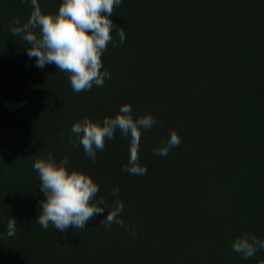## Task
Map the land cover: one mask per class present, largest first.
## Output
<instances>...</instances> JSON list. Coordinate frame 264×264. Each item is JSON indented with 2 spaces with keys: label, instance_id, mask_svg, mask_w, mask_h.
Returning a JSON list of instances; mask_svg holds the SVG:
<instances>
[{
  "label": "trees",
  "instance_id": "trees-1",
  "mask_svg": "<svg viewBox=\"0 0 264 264\" xmlns=\"http://www.w3.org/2000/svg\"><path fill=\"white\" fill-rule=\"evenodd\" d=\"M31 11V0H0V264H264V249L245 260L231 247L245 232L264 239V0H121L111 19L125 30L123 44L112 34L122 58L107 48L110 79L80 93L56 86L12 35ZM124 104L157 120L142 131L144 175L122 170L130 139L119 131L95 163L68 145L75 122ZM172 131L180 145L154 155ZM49 153L89 174L109 205L119 188L135 237L99 225L108 209L82 231L43 229L33 165Z\"/></svg>",
  "mask_w": 264,
  "mask_h": 264
},
{
  "label": "clouds",
  "instance_id": "clouds-1",
  "mask_svg": "<svg viewBox=\"0 0 264 264\" xmlns=\"http://www.w3.org/2000/svg\"><path fill=\"white\" fill-rule=\"evenodd\" d=\"M27 4L29 0H21ZM121 4V0H62L58 14L42 13L38 0H31L32 11L27 22L13 18L11 33L20 36L24 44L30 45L27 55L36 58V67L43 69L46 65L55 64L58 70L69 75L73 92L89 91L93 86L103 87L105 80L110 79L103 67L102 55L111 43L117 46L113 33L119 37V43L126 39L123 27L111 19L113 10ZM157 124L151 113L134 118L130 104L120 107L112 117L103 121H92L84 117L75 122L69 137L70 147L82 146L85 155L95 163L97 152L105 148L106 140H114L115 133L120 132L124 139H130V156L127 166L122 170L133 175L146 174V167L140 164V141L142 131L150 130ZM60 139H64L63 133ZM181 143L180 136L172 131L167 139L160 141V146L153 149V154L167 157L170 150ZM69 158L65 156L56 162L51 153L47 159L40 158L34 162L33 168L38 173L40 191L45 199L39 201L40 212L37 223L45 230L51 224L57 232L67 233L68 229L84 230L85 226L97 216L106 217L99 225L110 229L113 224L128 229L133 238L136 235L135 225H127L121 219L124 210L119 197V188L110 195L116 197L112 205L103 196L98 198L100 187L87 173L71 170L66 167ZM16 234V219L7 222V237ZM232 251L247 260L264 249V239L255 234L243 233L232 245Z\"/></svg>",
  "mask_w": 264,
  "mask_h": 264
},
{
  "label": "rangeland",
  "instance_id": "rangeland-1",
  "mask_svg": "<svg viewBox=\"0 0 264 264\" xmlns=\"http://www.w3.org/2000/svg\"><path fill=\"white\" fill-rule=\"evenodd\" d=\"M61 3H62V0H46L42 2L41 10H43L44 11L43 13L45 14H48V13H51L54 15L58 14L59 6ZM108 50H110L111 55L113 56V54L115 53V47H113L111 43L108 45ZM113 51L114 53H112ZM118 54L119 52L115 53V55H118ZM118 56L122 58L120 55ZM49 66L51 67V69H49L50 71L49 78L51 77L52 82H54L56 86L61 87L64 90L65 85L70 84L69 76L67 75V73H64L58 70L55 64H51ZM59 96H64V95L60 93Z\"/></svg>",
  "mask_w": 264,
  "mask_h": 264
}]
</instances>
